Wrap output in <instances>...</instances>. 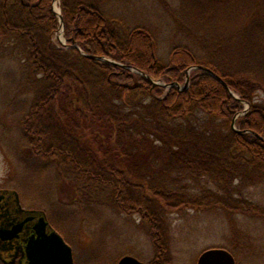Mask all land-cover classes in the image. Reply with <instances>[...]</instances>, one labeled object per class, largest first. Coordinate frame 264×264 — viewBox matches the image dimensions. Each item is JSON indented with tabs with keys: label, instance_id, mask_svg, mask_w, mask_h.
I'll return each instance as SVG.
<instances>
[{
	"label": "trees",
	"instance_id": "16d2710c",
	"mask_svg": "<svg viewBox=\"0 0 264 264\" xmlns=\"http://www.w3.org/2000/svg\"><path fill=\"white\" fill-rule=\"evenodd\" d=\"M106 1L58 0L62 44L53 0H0V73L29 94L19 126L30 155L84 201L139 215L148 262L171 264L169 210L264 219V205L243 196L264 186V97L254 101L264 96V0H184L189 23L178 24L167 59L151 28ZM193 65L228 88L200 69L185 86ZM230 231V242L242 235Z\"/></svg>",
	"mask_w": 264,
	"mask_h": 264
},
{
	"label": "rangeland",
	"instance_id": "374dc122",
	"mask_svg": "<svg viewBox=\"0 0 264 264\" xmlns=\"http://www.w3.org/2000/svg\"><path fill=\"white\" fill-rule=\"evenodd\" d=\"M183 2L109 0L105 3L131 22L151 28L158 39L160 55L167 59L171 47L181 40L178 24L189 23ZM54 39H63L60 24ZM17 81L8 69L0 73V187L14 185L22 193L24 204L43 206L50 223L71 245L78 264H108L125 254L148 262L153 257V245L148 226L139 215L119 213L108 203L84 201L72 192L67 180L55 179L49 163L30 155L19 126L21 112L29 105L26 100L29 94L18 92L21 88ZM263 97L259 91L254 101L263 102ZM244 106L248 110L246 103ZM243 196L264 205V186L248 187ZM228 214L191 208L169 210L165 222L170 234V263L195 264L204 249L224 247L233 253L236 264H264V219L236 212ZM233 226L242 235L230 242Z\"/></svg>",
	"mask_w": 264,
	"mask_h": 264
},
{
	"label": "water",
	"instance_id": "95a60500",
	"mask_svg": "<svg viewBox=\"0 0 264 264\" xmlns=\"http://www.w3.org/2000/svg\"><path fill=\"white\" fill-rule=\"evenodd\" d=\"M57 4H58V0H53L52 8L54 13L57 15L59 19L61 36H63L61 43L65 44L66 39L64 37V21L61 14V9ZM79 51L83 55L86 54L81 49H79ZM90 57L103 61H109L113 64H120L117 61L111 60L103 56L90 55ZM124 66L134 72H138L146 76L153 84H161L165 86L171 85V84H163L158 80H154L149 75L143 73L141 70H139L134 66H129V65L128 66L124 65ZM194 69H200L205 72H208L211 76L215 77L226 88H228V85L217 74H215L211 69L202 65H193L187 69L185 86L189 82L190 71ZM179 88L182 89V87ZM231 94L237 97V95H235L233 92H231ZM245 103L247 104V106H249L248 102ZM246 110L247 108L245 109V111ZM232 128L237 130L234 124H232ZM244 132H250V131L245 130ZM256 135L264 141L263 136H260L258 134ZM31 212H35L36 214H38V219L35 225L33 226L34 233L28 238V242L26 244V255L28 260L27 264H74L72 247L64 240L62 235L49 224L45 213L43 211H31ZM114 264H150V263L147 261L139 260L138 258L132 255L125 254L121 256ZM195 264H236V261L233 254L228 249L224 247H209L200 252Z\"/></svg>",
	"mask_w": 264,
	"mask_h": 264
},
{
	"label": "flooded vegetation",
	"instance_id": "af4514ba",
	"mask_svg": "<svg viewBox=\"0 0 264 264\" xmlns=\"http://www.w3.org/2000/svg\"><path fill=\"white\" fill-rule=\"evenodd\" d=\"M31 211H43L49 224L58 232L43 206L24 204L22 193L14 185L0 187V264L28 263L26 244L38 219V214ZM73 261L78 264L74 256Z\"/></svg>",
	"mask_w": 264,
	"mask_h": 264
}]
</instances>
